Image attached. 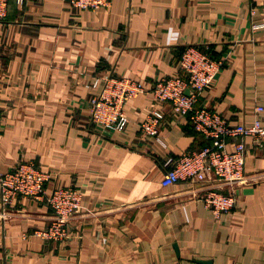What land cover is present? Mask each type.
Masks as SVG:
<instances>
[{"label": "crops", "instance_id": "1", "mask_svg": "<svg viewBox=\"0 0 264 264\" xmlns=\"http://www.w3.org/2000/svg\"><path fill=\"white\" fill-rule=\"evenodd\" d=\"M188 45L227 58L198 105L252 124L264 104V0H113L97 10L10 0L0 19V169L34 161L52 173L48 190L81 188L83 209L67 238L46 240L34 230L49 225V205L20 197L0 218V264H264V138H245L250 181L216 218L193 193L217 179L161 183L170 156L207 142L169 102L148 90L127 103L123 131L91 122L96 77L115 72L150 88L181 74ZM152 108L165 114L161 141L141 128Z\"/></svg>", "mask_w": 264, "mask_h": 264}, {"label": "built area", "instance_id": "2", "mask_svg": "<svg viewBox=\"0 0 264 264\" xmlns=\"http://www.w3.org/2000/svg\"><path fill=\"white\" fill-rule=\"evenodd\" d=\"M23 4L25 0H16ZM80 9L97 10L111 5L113 0H68ZM10 0H0V19L8 15ZM263 24H253L259 29ZM227 58L219 57L209 48L188 45L181 54V74L162 76L148 88L144 81L111 72L93 81L95 89L90 99L92 124L102 131H123L129 118L126 105L132 99L151 90L159 102H169L175 112L188 118L193 128L207 141L198 148L187 149L170 156L161 183L170 187L181 182L193 184L217 179L219 184L204 189L202 196L194 192L211 209L216 218L231 212L237 204L236 189L248 184L245 172L247 147L245 138L260 142L264 138V104H257L254 120L250 125L233 124L218 110L198 105L203 92L211 88L226 65ZM189 90V93H187ZM3 110L0 105V125ZM165 114L152 108L141 124L149 139L160 138V128ZM235 139L234 149L228 148V140ZM52 173L41 169L34 161H21L14 167L0 169V218L7 217L10 208L20 197L46 201L52 210L48 226L34 230V234L46 240H63L69 236V224L82 211L83 191L76 185L55 186L48 190ZM228 185L230 192L223 190ZM236 188V189H235Z\"/></svg>", "mask_w": 264, "mask_h": 264}, {"label": "water", "instance_id": "3", "mask_svg": "<svg viewBox=\"0 0 264 264\" xmlns=\"http://www.w3.org/2000/svg\"><path fill=\"white\" fill-rule=\"evenodd\" d=\"M187 93H189V90H187Z\"/></svg>", "mask_w": 264, "mask_h": 264}]
</instances>
